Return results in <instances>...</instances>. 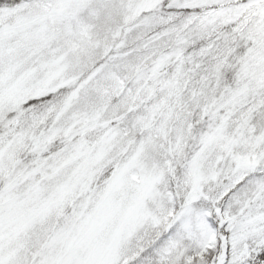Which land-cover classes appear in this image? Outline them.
Returning a JSON list of instances; mask_svg holds the SVG:
<instances>
[{"label":"snow or ice","instance_id":"6c2138e0","mask_svg":"<svg viewBox=\"0 0 264 264\" xmlns=\"http://www.w3.org/2000/svg\"><path fill=\"white\" fill-rule=\"evenodd\" d=\"M0 264H264V0H0Z\"/></svg>","mask_w":264,"mask_h":264}]
</instances>
